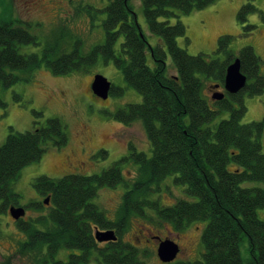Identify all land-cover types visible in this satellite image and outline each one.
I'll list each match as a JSON object with an SVG mask.
<instances>
[{"label": "trees", "instance_id": "obj_1", "mask_svg": "<svg viewBox=\"0 0 264 264\" xmlns=\"http://www.w3.org/2000/svg\"><path fill=\"white\" fill-rule=\"evenodd\" d=\"M215 1L139 0L148 31L161 40L162 44L155 46L147 42L129 0H109L100 10L89 5L79 9V15L85 13L92 20L98 14L104 15V41L86 52L80 39L67 40L63 31L39 43L20 20L0 21L3 87L30 81L41 66L54 75H64L88 71L99 57L105 62L113 61L126 84L142 100L111 116L124 125L140 121L150 145L149 156L130 146L127 155L100 174H67L58 179L43 175L34 179V189L44 198L28 207L44 214L17 223L18 230L26 236L18 244V251L30 255L33 264H90L93 255L98 264H145L141 256L148 255L147 249L126 242L123 235L133 217L151 221L146 209L177 231L191 222H205L201 259L164 264H264V220L257 215V210L264 208V116L257 122L241 123L246 112L244 99L264 92L260 59L249 45L238 52L231 50L232 37L225 34L218 36L213 56L190 55L176 41L180 37L188 41L184 24L179 19L170 21ZM250 14H258L264 24V13L254 0H247L236 12L240 37L256 29L248 22ZM25 45H40V51L20 52ZM147 49L151 65L146 59ZM236 59L246 84L236 94L225 92L221 99H213L214 85L223 88L226 69ZM169 66L174 74L169 73ZM122 93L123 89L111 85L110 96ZM5 106L0 98V108ZM224 112L228 116L215 121ZM33 113L35 120L30 130L16 132L10 127L0 145L3 214H9L10 207L22 205L21 195L13 189L21 170L38 162L45 151L59 150L67 143L66 127L58 117L40 122L42 113ZM129 163L136 171L131 180L124 178L121 167ZM169 175H175V183L183 185L194 200L163 206L151 199ZM119 185L124 188L121 203L116 218L109 219L92 200L100 189ZM96 229L112 230L116 240L97 242ZM243 239L249 255L246 263L239 249ZM62 249L77 253L57 260Z\"/></svg>", "mask_w": 264, "mask_h": 264}, {"label": "rangeland", "instance_id": "obj_2", "mask_svg": "<svg viewBox=\"0 0 264 264\" xmlns=\"http://www.w3.org/2000/svg\"><path fill=\"white\" fill-rule=\"evenodd\" d=\"M108 1L0 0V21L20 20L23 22L22 26L27 27L29 32L37 37L39 43H44L63 31L67 40L80 39L82 50L86 52L92 46L102 44L104 41L101 26L104 15L98 14L92 20L85 13L79 15L78 11L87 5L100 10ZM129 1L147 42L151 46L162 44L158 37L148 31L139 0ZM246 1L216 0L202 10L170 18L172 23L179 19L186 28L185 37L188 41L183 37L177 38L179 47L185 49L190 55L201 53L213 56L218 36L229 35L232 37L230 48L234 52H238L247 45L254 49L260 59V73L264 74V24L260 21L258 14L248 16V22L256 26L255 31L247 37L238 35L240 25L236 21V12ZM254 5L264 13V0H254ZM39 51L40 45L20 47V52ZM146 54L148 64L151 65L152 59L148 49ZM167 64H171L169 57ZM169 73L174 74L172 66H169ZM97 74L106 78L116 88L123 89V93L109 95L106 101L92 96L87 89L93 76ZM213 88L215 89L213 93L221 92L224 96V88L217 84ZM0 98L6 103L4 108H0V145L4 142L10 127L16 132L31 129L35 120L33 110L42 113L38 121L44 122L48 118L58 117L66 127V145L59 150L45 151L38 162L25 166L17 180L13 182L14 191L21 195L20 204L41 201L44 198L38 196L32 185L34 179L39 176L46 175L58 179L67 174H100L127 155L130 146L150 155V145L142 123L137 120L124 125L111 116L118 109L142 100L141 95L126 84L113 61L105 62L99 57L88 71L64 75H54L41 66L28 82L19 81L9 87H3L0 84ZM244 104L246 112L241 123L257 122L262 119L264 92L253 97L247 96ZM227 116L228 113L224 112L215 121L218 122ZM261 144L264 152V135ZM121 167L125 179L131 180L136 175L132 164H122ZM174 177L175 175L167 176L160 183L159 191L153 194L151 199L158 200L163 206H172L178 200H194L185 192L183 185L175 183ZM123 191L122 185L114 189L102 188L92 201L106 214L107 218L115 219ZM145 213L152 218L151 221L135 216L123 235L126 242L139 249H147V257L141 256L145 264H164L157 256L159 241L150 239L152 236H157L161 240L170 239L178 245L179 252L172 263L193 262L201 259L203 252L201 233L205 222H191L184 229L177 231L170 224L158 221L152 211L146 209ZM43 214L42 211L30 208L27 209L24 220L35 219ZM257 215L264 220V208L258 209ZM23 238L22 232L16 228L10 215L0 213V264H33L34 259L30 255L18 252V244L23 241ZM239 249L241 258L246 263L249 255L245 239L240 243ZM70 253L77 252L62 249L58 252L56 259L66 260ZM90 264H98L96 255H93Z\"/></svg>", "mask_w": 264, "mask_h": 264}, {"label": "water", "instance_id": "obj_3", "mask_svg": "<svg viewBox=\"0 0 264 264\" xmlns=\"http://www.w3.org/2000/svg\"><path fill=\"white\" fill-rule=\"evenodd\" d=\"M245 84L246 77L241 73L239 60L236 59L226 69L223 88L225 92L229 94H236L244 87ZM110 87V82L103 76L97 74L93 76L89 90L92 95L98 99L106 101L109 96ZM222 97L223 93L221 92H215L212 95L213 99H221ZM44 203H48V197L45 199ZM8 212L10 217L14 220H18L25 215L23 207H10ZM94 238L99 243L112 242L116 240V235L112 230L101 231L96 229L94 232ZM157 240L159 242L156 251L159 260L162 263H171L179 252L178 245L170 239L161 240L160 238H157Z\"/></svg>", "mask_w": 264, "mask_h": 264}, {"label": "flooded vegetation", "instance_id": "obj_4", "mask_svg": "<svg viewBox=\"0 0 264 264\" xmlns=\"http://www.w3.org/2000/svg\"><path fill=\"white\" fill-rule=\"evenodd\" d=\"M89 88H90V84L88 85V91H89ZM36 202V201H35ZM31 203H34V202H29V203H27V204H22L21 206H17V207H23L24 208V210H25V215L22 217V218H20V219H18V220H14V219H12L13 221H14V224H15V226H16V228H17V223L19 222V221H24L25 222V220H24V218H25V216H26V213H27V209H30L29 207H28V205L29 204H31ZM14 207H16V206H14ZM32 209V208H31ZM18 229V228H17ZM22 237H24L23 238V240H25L26 239V236L22 233ZM19 252V251H18ZM23 254H24V252H22ZM1 256V255H0Z\"/></svg>", "mask_w": 264, "mask_h": 264}]
</instances>
